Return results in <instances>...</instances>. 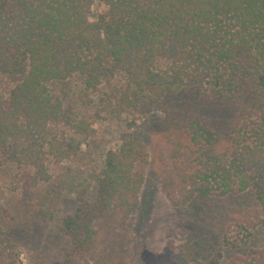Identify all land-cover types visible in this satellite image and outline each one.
<instances>
[{"label":"trees","instance_id":"trees-1","mask_svg":"<svg viewBox=\"0 0 264 264\" xmlns=\"http://www.w3.org/2000/svg\"><path fill=\"white\" fill-rule=\"evenodd\" d=\"M154 112L158 183L196 231L173 260L140 262L264 264V0H0V168H14L24 197L96 121L131 116L91 198L61 218L63 264L139 261L131 217L148 155L137 123ZM231 212L242 217L232 239ZM0 264H19L1 229Z\"/></svg>","mask_w":264,"mask_h":264},{"label":"rangeland","instance_id":"rangeland-1","mask_svg":"<svg viewBox=\"0 0 264 264\" xmlns=\"http://www.w3.org/2000/svg\"><path fill=\"white\" fill-rule=\"evenodd\" d=\"M103 12V6L94 5L90 20H96L97 14ZM160 117L161 113L154 112L149 120L137 123L148 164L139 195L140 207L131 217L135 237L133 256L140 258L135 264H142L140 261L148 256H158L163 251L173 260L175 248L196 231L188 207L172 205L158 183L162 169L158 150L163 137L155 118ZM130 119L128 114H106L96 121L93 135L78 155L62 163L51 180L28 197L20 191L14 168H0V229L7 243L17 248L19 264H63V249L68 246V239L60 230L61 218L81 200L91 198L102 169L103 154L119 145L120 135L127 130ZM230 215L227 226L232 239L238 237L235 229L239 228L237 223L242 217L240 213ZM235 254L230 253L226 261Z\"/></svg>","mask_w":264,"mask_h":264}]
</instances>
